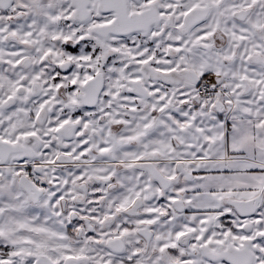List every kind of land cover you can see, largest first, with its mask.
<instances>
[{"label":"snow or ice","instance_id":"1","mask_svg":"<svg viewBox=\"0 0 264 264\" xmlns=\"http://www.w3.org/2000/svg\"><path fill=\"white\" fill-rule=\"evenodd\" d=\"M0 264H264V0H0Z\"/></svg>","mask_w":264,"mask_h":264}]
</instances>
